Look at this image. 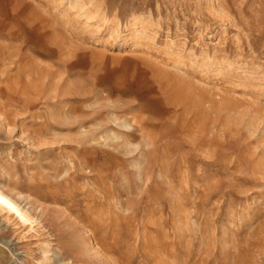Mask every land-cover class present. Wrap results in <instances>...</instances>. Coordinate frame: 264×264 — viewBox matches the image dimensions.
<instances>
[{"label":"rangeland","instance_id":"obj_1","mask_svg":"<svg viewBox=\"0 0 264 264\" xmlns=\"http://www.w3.org/2000/svg\"><path fill=\"white\" fill-rule=\"evenodd\" d=\"M0 192V264H264V0H0Z\"/></svg>","mask_w":264,"mask_h":264},{"label":"bare ground","instance_id":"obj_2","mask_svg":"<svg viewBox=\"0 0 264 264\" xmlns=\"http://www.w3.org/2000/svg\"><path fill=\"white\" fill-rule=\"evenodd\" d=\"M3 194L0 192V202H2V200H3ZM5 200V199H4ZM6 201H7V199H6ZM10 202H8V204H9ZM6 204V203H5Z\"/></svg>","mask_w":264,"mask_h":264}]
</instances>
